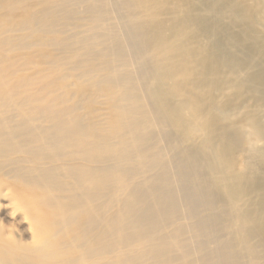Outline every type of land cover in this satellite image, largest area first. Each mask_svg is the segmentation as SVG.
<instances>
[{"label":"bare ground","instance_id":"1","mask_svg":"<svg viewBox=\"0 0 264 264\" xmlns=\"http://www.w3.org/2000/svg\"><path fill=\"white\" fill-rule=\"evenodd\" d=\"M261 1L0 0V264H264Z\"/></svg>","mask_w":264,"mask_h":264},{"label":"rangeland","instance_id":"2","mask_svg":"<svg viewBox=\"0 0 264 264\" xmlns=\"http://www.w3.org/2000/svg\"><path fill=\"white\" fill-rule=\"evenodd\" d=\"M259 10L262 12V14H264V0H262V1L260 2ZM227 20H228V19H224V21H227ZM228 22H229V21H227V23H228ZM155 172L157 173V171H155ZM165 176H166V175H165ZM169 176H170V175H169ZM187 207H188V206H187ZM188 208H189V207H188ZM189 209H190V208H189ZM192 211H193V210H192ZM193 212H194V211H193ZM194 214H195V212L193 213V217L191 216V217H192V220H191V218L189 219V220L192 221V222H190V221L187 219L188 222L193 223V224H195V222L198 223V222L201 221V219H203V218H204V220H205L206 217H207L206 214L208 215L207 212L202 211V210H201L200 213H199V211H198V213H197V214H198V217H197V214H196L195 216H194ZM200 214H201L202 216L204 215V216H206V217H202ZM210 214H211V213H210ZM210 214H209V218L207 217V219H210V218H211V217H210ZM199 216H200L201 218H200ZM211 216H212V214H211ZM196 218H199V219H196ZM220 218H221V217H220ZM193 219H194V220L196 219V220H198V221H196V220L193 221ZM187 220H186V221H187ZM197 223H196V224H197ZM219 227L221 228V229L219 228L221 231L218 230V231H220V232L217 233L218 235H216V238L223 239V238L225 237L224 234H223V233H225V232H224L225 230H224V227H223V226H219ZM222 230H224V231L222 232ZM219 233H220V235H219ZM221 236H222V237L224 236V237L221 238Z\"/></svg>","mask_w":264,"mask_h":264}]
</instances>
